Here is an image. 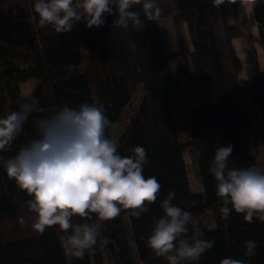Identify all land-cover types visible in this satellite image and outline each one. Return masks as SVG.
Returning <instances> with one entry per match:
<instances>
[{
  "label": "trees",
  "instance_id": "16d2710c",
  "mask_svg": "<svg viewBox=\"0 0 264 264\" xmlns=\"http://www.w3.org/2000/svg\"><path fill=\"white\" fill-rule=\"evenodd\" d=\"M34 2L0 0V118L18 110L27 98L21 85L31 80L28 97H37L44 109L30 114L0 157L13 158L37 138L34 120L65 104L103 105L111 121L105 134L112 139V126L122 121L136 97V107L117 139V151L129 156L136 146H143L147 153L143 174L155 176L161 185L157 200L138 218L126 210L109 221H99L95 214L91 220L74 216L73 224L99 223L100 235L94 251H86L82 260L73 258L71 264H167L148 247L147 238L164 215L161 203L170 190L175 193L172 203L192 213L188 236L214 241L192 264H220L227 257L264 264V222L254 217L248 223L234 210L228 220L222 219L223 202L209 171L215 149L229 144V167L257 166L264 171L259 150V144L264 145V69L252 42L256 40L264 51V0H257L252 10L256 34L240 0L232 4L226 0L219 7L212 0H156L162 13L155 21L146 20L141 5L133 6L140 12L142 29L131 21L127 27L113 26L117 16L105 14L100 27L76 22L66 33L51 26L40 28ZM162 18L174 22L173 54L164 42ZM180 20L191 47L182 42ZM236 39L247 45L243 59L234 47ZM173 59L179 76L173 71ZM176 116L187 134L186 143L179 139ZM187 147L201 185L197 192L188 179ZM28 199L0 163V264H68L56 234L58 226L43 234L32 229L34 214L20 205ZM206 212H212L213 225L204 224L197 233L194 220ZM246 240L257 242L252 257L245 256Z\"/></svg>",
  "mask_w": 264,
  "mask_h": 264
},
{
  "label": "clouds",
  "instance_id": "9594fccd",
  "mask_svg": "<svg viewBox=\"0 0 264 264\" xmlns=\"http://www.w3.org/2000/svg\"><path fill=\"white\" fill-rule=\"evenodd\" d=\"M212 2L219 7L226 0ZM236 2L227 0L230 4ZM240 4L251 11L257 0H240ZM134 5L142 6L147 21L161 16L156 0H35L34 12L40 28L51 26L57 33L69 32L74 23L82 21L88 28L100 27L105 23V14L117 16L113 26L127 27L131 21L142 29L144 23L140 12L132 10ZM39 104L37 97H27L18 110L0 118V151L12 144L30 114L44 112ZM104 113L103 105L96 103H82L78 108L65 104L51 115L34 120L37 138L13 158L0 157L7 177L30 197L20 205H26L34 214L32 229L43 234L46 228L58 226L56 234L68 264L73 258L82 260L86 251H94L100 235L99 223L73 224L74 216L91 220L95 214L99 221H109L126 210L138 218L160 193L157 178H145L143 174L145 148L138 145L132 155L122 156L117 151L118 141L105 134L111 121ZM231 153V144L216 148L209 169L216 181V194L223 202L221 218L228 220L234 210L248 223L254 217L264 222V171L257 166L229 167ZM174 196L170 190L162 201L164 215L154 222L147 245L167 264H192L214 246V241L196 234L188 236L192 213L173 204ZM20 223L24 224L23 217ZM244 244L245 256H254L257 242L246 240ZM220 264L249 262L227 257Z\"/></svg>",
  "mask_w": 264,
  "mask_h": 264
},
{
  "label": "rangeland",
  "instance_id": "374dc122",
  "mask_svg": "<svg viewBox=\"0 0 264 264\" xmlns=\"http://www.w3.org/2000/svg\"><path fill=\"white\" fill-rule=\"evenodd\" d=\"M246 12L249 15V22H250L252 32L254 34H256L257 33V27H256L255 20L252 16V10L250 11V10L246 9ZM160 25H161L163 38H164V42L167 46V49H168L170 54H173L174 53V46H176L175 45L176 41H175V37L173 34L174 33V22L171 18H162L160 20ZM177 26L179 28V31H180V34L182 37V42L184 43V45L186 47H191V42H190V39H189L188 34L186 32V28H185L186 26H185L183 20H180L179 22H177ZM252 42H253V45L255 46V48L258 52L260 65H261L262 69H264V51H262L261 47H259L256 40L252 41ZM233 43H234V47H235L237 53L243 59L244 58V50H245V47H247V45L245 44V42H243L240 39L234 40ZM171 64H172V68H173L174 73L177 76H179L177 64H176V61L174 59L171 61ZM33 85H34L33 80L27 81L21 85V91H22L23 97L29 96ZM137 100L138 99L135 97L132 100L131 104L126 107L125 115H124L122 121L120 123L112 126V139L117 140L119 138V136L122 133L123 128H124V122L127 120L128 116L131 115L134 107H136ZM182 101L184 102V93L182 94ZM174 112L176 113V110ZM176 127H177V132H178V136H179L180 141L182 143H186L187 142V134L185 132L184 126L182 125V123L180 121L179 116H176ZM259 150H260V152H262V156H264V145H262L261 143L259 144ZM190 151L191 150L187 147L185 152H184V158H185V162L187 165L188 179H189L190 187H191L193 192H197L201 189V185H200V183H199V181L195 175V171L193 168V159H192ZM212 222H213L212 212H206L205 214H203L202 216H200L194 220L195 230L197 231V233H199V231L201 230V228L204 224H208V225L212 226L213 225Z\"/></svg>",
  "mask_w": 264,
  "mask_h": 264
}]
</instances>
